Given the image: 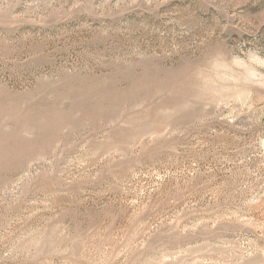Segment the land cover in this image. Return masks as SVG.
Masks as SVG:
<instances>
[{
    "label": "rangeland",
    "instance_id": "rangeland-1",
    "mask_svg": "<svg viewBox=\"0 0 264 264\" xmlns=\"http://www.w3.org/2000/svg\"><path fill=\"white\" fill-rule=\"evenodd\" d=\"M0 264H264V0H0Z\"/></svg>",
    "mask_w": 264,
    "mask_h": 264
}]
</instances>
